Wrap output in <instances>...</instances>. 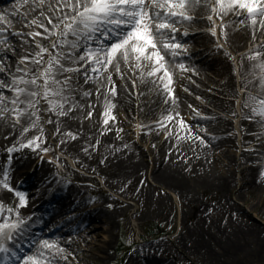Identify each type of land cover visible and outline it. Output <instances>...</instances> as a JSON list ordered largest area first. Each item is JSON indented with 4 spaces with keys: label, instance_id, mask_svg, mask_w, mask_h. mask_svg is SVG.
<instances>
[{
    "label": "rangeland",
    "instance_id": "1",
    "mask_svg": "<svg viewBox=\"0 0 264 264\" xmlns=\"http://www.w3.org/2000/svg\"><path fill=\"white\" fill-rule=\"evenodd\" d=\"M208 1L206 0L205 13L200 14L198 18H214L213 14L217 7ZM223 18L219 21H227V15H223ZM19 21L15 29L18 37L31 36L30 33H36V27L32 23L34 20L22 18ZM212 24L208 22L207 27L187 28V31L188 33L208 31L207 29L213 27ZM257 25L259 28L261 24ZM0 28L5 29L0 33V41H7L15 34L10 33L13 27ZM206 33L205 37H196L193 42H199L197 38L200 42L205 39L209 40L210 44L214 42L216 47L212 53L221 58V63H219L221 78L212 72V68L203 69L205 75L201 74V77L210 85H213L217 79H221L233 88L232 95L223 98L215 87L198 83L196 77L187 74L186 76H189L198 91H193L183 84L188 97L184 93H178L174 96L175 103L166 109L163 106H157L155 111H151L152 104L147 103V105L143 100L150 98L152 93L148 94L146 84L139 87L134 69L122 79V84L128 89L126 95L133 103L132 105L130 102V104L125 103L124 107L118 108L115 117L128 149L136 153L135 157L146 165L144 176L146 192L145 188L138 187L134 182L117 184V187H113L102 175L74 161L72 156L58 148L56 141L49 134V128L43 122L45 121L44 116L39 120L37 128L44 147L37 151L31 150L26 144L21 147L24 145L22 142L15 140L11 142L8 140L10 136L0 134V148L3 147L0 149L2 150L0 155V208L9 204L14 218H18V215L27 210H22L19 199V195H24L21 190L22 186L20 187L21 183L15 180L17 175L10 173L9 166L5 164L6 156L3 151L9 146L17 149L7 154L8 160L15 162L13 165H18V158H27L32 162L26 173L37 169L35 176L31 178V181L33 180L31 185L39 181L38 173L47 176L49 171H52L57 174L56 176L52 174L54 178L58 176L61 182V191L58 192L63 193L65 198L66 193L71 192V197L77 199H75L77 204L73 207L77 211L78 206L85 210L91 202L101 206L98 210L92 209L91 212L97 217L96 221L93 222L94 220L89 218L86 228L80 230L84 236L78 239L79 241L72 243V240H65L74 233H64L59 228V231L53 235H42V238L54 240V235L57 234L58 246L48 250L47 255L39 259L31 254V250H27L17 264H264V192L248 187L252 170L264 166V144L258 146L259 140L264 141V134L256 130L260 125H264L262 123L264 104H261L264 100V93L243 84V75L238 65V56L241 52L250 50L255 53L258 49L264 50V45L255 49L256 44H253L254 41L250 43L252 40H249L240 52L233 51L228 55L224 50L228 47L222 44L215 35L213 36L212 32ZM49 39L55 41L56 37L50 35ZM195 43L197 50L202 48ZM5 50L9 52L5 53ZM84 53L86 52H77L78 55ZM0 57L4 60L11 59L19 62L22 60L21 57L12 53L10 44L5 45L4 43H0ZM60 58L57 56V59L60 60ZM48 59H50V54L46 53L44 61L39 64L40 71L48 63ZM225 59H231L230 62L226 60L229 63L226 66L223 65ZM84 63L81 61L73 68H80ZM92 65L86 67L93 68ZM0 67H3V71H0V81L11 83L15 75L10 73L8 63L0 59ZM261 72L259 70L258 74ZM183 74L180 73V77ZM81 83L83 82L79 80H71V85L79 86ZM2 91L5 99L10 101L14 98L12 97L14 92L11 90L4 88ZM216 98L229 101L233 111L227 113L215 108L213 99ZM40 103L42 104V100ZM8 107L11 109L13 106L9 103ZM210 107L215 109L213 115L205 113L206 111L212 112ZM255 115L259 116V119H254ZM249 116L251 117L249 119L253 120L250 131L248 128H243ZM4 118L10 123L17 122L15 112H6ZM219 119L228 122V129H206L207 124L216 123ZM184 131H191L204 140L209 135L226 136L227 142L231 144V148L229 145L226 146L229 149L227 151L236 160L234 164L235 183L230 194L221 193L210 184L199 189L196 195L190 196L161 184L153 178L154 171L160 168L162 162L177 163L178 158L181 157L180 154L176 156V148L173 147L171 141L174 132ZM246 133L252 134V137L245 140ZM256 135L258 139L255 140ZM45 148L48 149L47 152L41 150ZM100 149L95 148L90 152L94 153V158L100 156L98 159H101L104 165L109 164L111 161L107 154ZM220 153V151L216 152L215 158L210 162L212 171L226 166L227 160ZM37 155H39L38 158H35ZM102 155L107 157L101 158ZM34 159L37 161H33ZM27 174H22L21 181ZM31 185L26 187L25 197L33 194L30 192L33 188ZM102 196L106 197V202L109 204L98 200ZM69 197L67 196L70 200ZM31 203L28 205L29 209ZM115 210L118 212L113 216L114 223L108 231V225L102 224L100 219ZM51 212L56 217L55 226H57L63 218L59 219L54 210ZM7 214L10 215V210ZM78 223V218H73L66 223L65 227L63 226V230ZM95 223L97 228L88 229V225ZM242 228L246 229V234L237 233ZM255 239L261 241L257 243Z\"/></svg>",
    "mask_w": 264,
    "mask_h": 264
},
{
    "label": "bare ground",
    "instance_id": "2",
    "mask_svg": "<svg viewBox=\"0 0 264 264\" xmlns=\"http://www.w3.org/2000/svg\"><path fill=\"white\" fill-rule=\"evenodd\" d=\"M68 2L69 0H43V2H41V0H16L14 4L0 6V24H2L0 27H13L10 33H15L10 36V39L4 44H10L11 51L15 56L29 58L28 61H25L26 64L23 65L19 61H13L11 59L4 60V58L0 57L2 62L8 63L11 74L16 77L23 76L25 79H30L32 74L36 73L39 69V64H32L30 62L31 59L35 58L41 60V63L44 61V54L42 55V59L40 55H37L40 53L41 48H49L48 53L50 54V58L56 57L59 51L63 49L61 46L53 49V41H50L48 37L50 34L55 33V35H58L60 38V32L56 31V28L62 26V29H64L65 25L63 26V24L66 22L70 23V21L64 20L65 15L71 16L74 14V12H71L69 8L65 6ZM71 3L74 4L75 0H71ZM178 3L179 0H174V4ZM208 3H214V6L217 7L214 13L217 20L222 19L223 15H227V21L216 24L215 33L231 50H241L249 40L253 41L255 37H264V26L260 25L258 28L257 25L261 20H264V17H254L256 20L254 24L253 19L249 18L246 12L243 16L239 17L237 16V12L239 11L227 10L231 0H209ZM206 5V0H200L199 3H187L183 9L174 7L173 10L182 12L189 17L194 15L193 17L196 18L200 14L205 13ZM165 11H167V9H165ZM171 17L176 18L168 16L166 19H170ZM22 18L34 20L36 23V30L42 33V35L35 36V38L28 35L18 37L15 29L20 23L19 19ZM49 19H51L52 23H49ZM62 20H64V23H61ZM207 21H209L207 18L201 19L197 25L206 26ZM40 25H43V27ZM44 28H47L48 32H44ZM167 30L168 29H165L164 31L168 32ZM198 35L203 37L204 33L201 32L198 33ZM171 36L172 34L169 35V37ZM168 39L164 37L158 38L155 41L157 48L147 49L145 55L159 50L161 56L164 54H168L170 57L176 56L177 53H168L170 50H165L163 48L165 41ZM197 40H199V38H197ZM262 42H264V40ZM110 45L106 46V50L109 49ZM184 46L187 47V49L191 48L190 43L184 44ZM4 52L7 53L9 51L5 50ZM135 56L136 53L130 51L129 60L125 63L120 54L117 53V60L120 63L119 73L115 70L116 61L106 68L94 64L95 68L100 69L99 72L86 70V65L78 72H71L70 74L64 73L62 76H59L58 79L63 80L65 76L69 75L72 77L71 80L73 81L79 80L85 83V79H88V84L81 83L79 86L72 84L74 90L71 92V102L74 107L71 112H67L68 105H65L67 115H58L55 110L49 111V103L42 100V104L39 103L38 106H36L38 111L36 109H29L31 112H36V115L32 116L31 119L27 116H20L19 122L10 123V121H7L4 117L0 118V134L4 133L10 136L8 140L11 142L15 140L22 142L24 145H28L30 140L36 139L37 137L41 138L37 128L40 123L39 120L44 116L45 121L43 122L49 128V134L52 135V138L56 141L58 148L72 156L74 161L102 175L113 187H117V184L134 182L138 187L145 188L144 176L146 165L138 157H135L136 153H132V151H130L131 149H128L125 141H123L124 137L120 131L118 120L115 117L118 108L124 107L125 103H131V105L133 103L126 95L128 92L127 87L122 84V78L126 76L129 69H135L138 83L141 85L146 84L148 94L152 93L151 97L146 100L140 98L146 101V104H152L150 108L151 111H155L157 106H163V108L166 109V107L175 103L174 96L178 93H184V95L187 96L183 84H186V86L193 91H198L189 77L186 75H182L181 78L178 77L177 72L180 70L196 77L198 83L209 85L213 88L215 87L223 98L232 95L233 88L221 79H217L213 85H210L201 77V74L205 75L204 68H212V72L221 78V67L219 65L221 61L213 57L208 58L209 56L201 52L195 53L187 59L190 67L189 70L179 66L173 67L167 64L164 59L159 63H157L155 58L152 60H144L141 58L137 61ZM196 58H198V60H195ZM95 59L96 56H94L92 61H95ZM238 60L239 69L243 75V84L260 93H264V67H260L264 65V52L256 51L252 53V51L249 50L248 52L240 53ZM228 61L230 62L231 59ZM228 61L224 60L223 65L226 66L229 64ZM63 64L65 67L75 65L65 60H63ZM137 64L140 66L136 67ZM47 66L48 63L41 71ZM17 68L28 70V75L25 76L23 71L18 72ZM259 70L262 71L260 74H258ZM153 71L155 75L149 76L148 73ZM165 71L171 76L170 82L164 75ZM109 75L111 76V81L115 85V95L111 93L112 83L107 79ZM178 78H180V83L176 84V79ZM38 83L43 84V80H40ZM165 85H167V88ZM20 87H25V85H20ZM98 88L100 89L99 93L97 92ZM86 92L91 93V95L85 96L84 94ZM14 96L15 94L12 95V97ZM20 99L25 100V97L21 96ZM213 106L223 112L230 113L233 111L230 102L223 99H213ZM25 107L26 104L18 105V108L21 109ZM211 110L212 112L206 111L205 113L207 115H213L215 109L212 107ZM42 111H44L43 114ZM89 112L92 113L90 118L88 116ZM253 118L259 119V116L255 115ZM50 119L53 121L52 123H48ZM105 120L108 121L107 124H105ZM252 122L253 120L249 119V117L246 118L245 127L243 128H248L250 131L253 125ZM228 125V122L219 119L216 123L207 124L206 129L213 130L221 128L220 130H226L228 129ZM24 129L28 130L25 132ZM198 129L200 130V128ZM256 130H260L264 134V125H260ZM251 137L252 134L246 133L244 139H250ZM254 139H258V135L254 136ZM227 141L226 136L209 135V137L204 140L191 131L174 132L171 144L176 148V156L180 154L181 157L178 158L177 163L171 162L166 164V162H162L160 168L154 171L153 178L161 184L168 185V187L190 196L196 195L199 189L210 184L221 193L230 194V192L233 191L235 183L234 164L236 160L234 156L227 151L229 149L226 146L229 145L231 148V144ZM262 144H264V141L259 140L258 146ZM37 145L38 147L33 146L29 148L33 151H37V149L42 146L41 139L37 140ZM2 148L1 146L0 149ZM95 148H101L100 150L107 154L111 162L104 165L102 160L98 159L100 156L94 158V153L91 154L90 151H93ZM218 151H220V154L227 160L225 163L226 166L219 168L217 171H212L210 162L215 158V153ZM107 156L102 155L101 158ZM108 159H106V161ZM158 160L159 158L157 162ZM27 167L28 164L21 168L26 169ZM248 181V187L264 192V166L252 170ZM45 188H47V184H41V189ZM33 200H35V197L30 196L26 198L25 203L27 204ZM98 200L105 204H109V202H106V197L104 196L100 197ZM117 212L118 211L115 210L106 215V217L100 219L102 220V224L108 225V231L112 228L114 223L113 216L116 215ZM75 216L74 214V217ZM83 219L87 220L88 217H82L81 220ZM93 220V222L96 221L95 219ZM91 227L95 229L97 228V224L89 225L88 229ZM245 231L246 229L242 228L240 232L237 233L246 234L247 232ZM75 232L74 235L65 240H72V243H74L84 236L83 233L77 232V230H75ZM95 233L97 236V232ZM255 241L258 243L261 240L255 239ZM255 241L254 244L256 243ZM45 243L52 247H45ZM56 246H58L57 237H55L54 240L40 238L30 247L31 254H33L36 259L43 258L47 255L48 250Z\"/></svg>",
    "mask_w": 264,
    "mask_h": 264
},
{
    "label": "snow or ice",
    "instance_id": "3",
    "mask_svg": "<svg viewBox=\"0 0 264 264\" xmlns=\"http://www.w3.org/2000/svg\"><path fill=\"white\" fill-rule=\"evenodd\" d=\"M43 2V0H41ZM199 3L200 0H179L178 4H174V0H75V3H71V0L65 5L75 15H65L64 20L70 21L66 23L60 36L63 39H57L52 44V48L55 49L58 46L66 48V52H60L58 55L65 61L72 64H77L80 61L85 63L81 67H85L89 63H94L106 68L108 65L115 63V70L117 73L120 72V63L117 60V53L123 58L124 62L127 63L129 60V53H136V60L139 61L141 58L144 60L156 59L157 63L163 60V56L160 55L159 50L154 53L145 55L147 49H156V40L160 37L168 39L169 33L165 32V29L171 28V22L166 18L168 16L177 17L181 19H190V17L184 16L182 12L174 11V7L180 9L185 8L187 3ZM167 9V11H165ZM60 10V9H58ZM227 10H236L240 12H246L249 18L253 19V23H256L254 17H264V0H231ZM211 19V17H209ZM64 20L61 23H64ZM32 23H35L33 21ZM49 23H52L49 19ZM261 26H264V20L260 21ZM104 25H114L117 29L121 26L128 28V31L124 36L118 35V41L111 44L109 49L102 50L100 53H93L89 50L87 53L76 57L73 52L78 50L75 43H70L68 37H78L82 32L97 31ZM43 27V25H40ZM5 31L4 28H0V33ZM44 32H48L47 28H44ZM175 28H171V34L174 36ZM29 35L41 36L42 33H30ZM213 35L215 32L213 31ZM0 43H6V41H0ZM177 45L164 43L163 48L170 50L175 48ZM48 49L41 48L40 53L37 55L41 56ZM96 56L95 61H91L90 57ZM28 57H24L21 63L28 61ZM32 64H40L41 60L35 58L30 61ZM140 65L137 64L136 67ZM260 67H264L261 65ZM87 70V69H86ZM93 71L99 72V68H92ZM0 71H3V67H0ZM17 71H23L24 75H28V70L17 68ZM80 69L73 67H65L64 64L60 63V60L56 57H51L48 61V66L43 70H37L36 73L32 74L30 79H25L23 76L13 77L11 83H5L0 81V118L4 117L6 112H15L17 115V122H19L20 116H27L31 119L32 116L36 115V112H31L29 109H36V106L41 100L49 103V111H57L58 115H67V112L73 110L74 105L71 102V92L74 90L70 83L72 77L65 76L63 80L58 79L64 73L78 72ZM149 76L155 75V72H149ZM164 75L171 81V76L167 71ZM108 81L112 83L111 93L115 95V85L111 81V76H108ZM43 80V84L38 83ZM85 83H88V79H85ZM25 85V87H20ZM167 88V85H165ZM7 88L14 92L15 96L10 101L5 99L2 89ZM100 89H97L99 93ZM85 96H90L91 93H85ZM24 96L25 100H21L20 97ZM13 107L9 109L8 104ZM26 104V107L21 109L18 105ZM264 104V100L261 101ZM65 105H68L67 112L65 111ZM38 111V109H36ZM92 113L89 112L88 116L91 117ZM39 118V117H37ZM249 118H251L249 116ZM50 119L48 123H52ZM108 121L105 120V124ZM264 123V121H262ZM28 129H24L26 132ZM75 138V137H73ZM41 138L30 140L28 147L37 145V140ZM25 145H21L24 147ZM17 149L10 147L8 152H14ZM35 150V149H34ZM47 152L48 149H41ZM7 188V184H5ZM19 195V194H17ZM21 205L24 202V196L19 195ZM22 223V222H21ZM18 224H9L7 222L0 223V241L10 240L12 238V230H18ZM45 247H52L45 243ZM7 251V248L0 244V252ZM31 259V258H30Z\"/></svg>",
    "mask_w": 264,
    "mask_h": 264
}]
</instances>
